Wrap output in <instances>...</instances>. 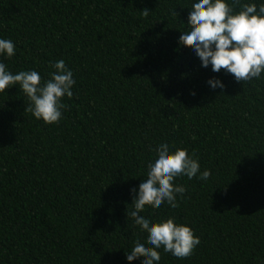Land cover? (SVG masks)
Instances as JSON below:
<instances>
[{
    "label": "trees",
    "instance_id": "16d2710c",
    "mask_svg": "<svg viewBox=\"0 0 264 264\" xmlns=\"http://www.w3.org/2000/svg\"><path fill=\"white\" fill-rule=\"evenodd\" d=\"M197 2L0 0V39L16 47L0 63L43 82L62 59L75 80L54 125L25 111L19 85L0 93V264H142L126 259L136 241L150 246L130 190L161 143L187 149L200 172L175 179L178 207L140 214L173 218L200 243L185 259L160 248L158 264H264V73L238 83L179 44ZM253 3L264 0H240Z\"/></svg>",
    "mask_w": 264,
    "mask_h": 264
},
{
    "label": "clouds",
    "instance_id": "9594fccd",
    "mask_svg": "<svg viewBox=\"0 0 264 264\" xmlns=\"http://www.w3.org/2000/svg\"><path fill=\"white\" fill-rule=\"evenodd\" d=\"M239 6L240 10L234 9ZM144 17L150 13L141 11ZM174 15H178L175 11ZM187 25L190 31L180 35L179 44L191 47L201 61V66L211 65L214 73L224 70L234 76L236 82L260 79L264 73V4L257 8L256 4H240V0H199L192 5ZM0 54L11 58L16 54V47L11 40L0 39ZM54 72L50 79L42 82L40 74L35 71L11 73L4 63H0V93L13 85L29 100L25 111L46 125H54L62 119L61 103L63 97H72L71 91L75 80L73 73L66 67L64 60L51 65ZM208 84L213 88L223 89L219 80L210 79ZM157 159L148 165L147 179L139 184L134 193L130 212L131 218L141 231L147 232V244L135 242L127 261L143 258L142 264H158L161 259L159 251L171 253L178 259L193 255L200 240L194 231L185 225L176 224L173 218L159 223H151L140 213L146 206L159 208L167 202L172 208L178 207L177 194L186 192L183 186H176L174 181L179 176L192 179L200 172L197 159L188 154L187 149L178 148L170 152L169 145L161 143L156 149ZM211 173L203 171L199 179L207 180Z\"/></svg>",
    "mask_w": 264,
    "mask_h": 264
}]
</instances>
